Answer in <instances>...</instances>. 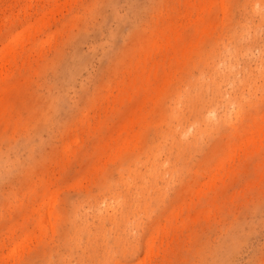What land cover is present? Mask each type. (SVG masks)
Segmentation results:
<instances>
[{
    "label": "rangeland",
    "instance_id": "374dc122",
    "mask_svg": "<svg viewBox=\"0 0 264 264\" xmlns=\"http://www.w3.org/2000/svg\"><path fill=\"white\" fill-rule=\"evenodd\" d=\"M0 264H264V0H0Z\"/></svg>",
    "mask_w": 264,
    "mask_h": 264
},
{
    "label": "bare ground",
    "instance_id": "6f19581e",
    "mask_svg": "<svg viewBox=\"0 0 264 264\" xmlns=\"http://www.w3.org/2000/svg\"><path fill=\"white\" fill-rule=\"evenodd\" d=\"M12 44H13V43H12ZM9 46H13V45H9V44H8V46H6V47H9ZM6 47H4V48H6ZM9 48H10V47H9ZM7 49H8V48H7ZM10 49H11V48H10ZM13 50H14V49H13ZM10 51H12V49H11ZM10 51H9V52H10ZM7 52H8V50H7Z\"/></svg>",
    "mask_w": 264,
    "mask_h": 264
}]
</instances>
